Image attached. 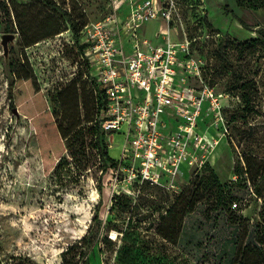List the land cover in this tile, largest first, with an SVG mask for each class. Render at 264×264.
<instances>
[{
    "label": "rangeland",
    "instance_id": "374dc122",
    "mask_svg": "<svg viewBox=\"0 0 264 264\" xmlns=\"http://www.w3.org/2000/svg\"><path fill=\"white\" fill-rule=\"evenodd\" d=\"M6 1L13 24L6 28L0 0V264L11 255L29 256L36 264H62V251L72 244L74 252L89 249V264H130L126 262L129 252L134 264H232L240 229L245 225L247 243L254 242L264 214V47L258 32L264 28V7L240 5L238 0L186 1L190 35L201 34L196 26L201 15H206L211 33L221 34L210 38L208 53L200 48L201 39L198 44V52L214 69L206 75L210 86L224 94L228 129L208 162L240 209H213L212 203L199 202L185 216L179 242L173 244L157 229L163 211L177 201L175 190L181 191L190 182L186 166L176 180L177 187H168V182L144 183L139 190L124 179L123 172L117 179L112 169L102 174L90 140L85 152L75 158L63 144L54 167L47 172L43 166L40 134L33 119H38L41 131L52 133L49 118L77 114L73 90L78 83L68 85L75 78L76 52L66 42L68 34L61 35L65 28L62 11L82 21L96 20L107 12L110 0ZM165 30L166 23L159 18L150 20L142 35L157 44V33ZM9 33L14 39L5 51L3 36ZM253 39L259 40L251 43ZM32 41L36 42L29 44ZM221 42L225 52L216 56ZM238 74L247 83V91L234 88ZM244 91L250 98L248 104L242 99ZM234 95L241 97L240 102ZM79 101V113L84 116L87 108L83 98ZM207 119L201 128L220 136L222 128L209 126ZM105 141L111 156L118 158L123 136L115 133ZM125 192L131 206L122 212L111 196ZM90 226L92 237L84 242Z\"/></svg>",
    "mask_w": 264,
    "mask_h": 264
},
{
    "label": "built area",
    "instance_id": "2783aa9c",
    "mask_svg": "<svg viewBox=\"0 0 264 264\" xmlns=\"http://www.w3.org/2000/svg\"><path fill=\"white\" fill-rule=\"evenodd\" d=\"M108 5L109 12L90 20L77 40L70 30L61 33L76 48L72 74L81 67L95 88L104 89L102 128L107 136L119 133L124 139L112 169L116 179L123 172L131 183L177 187L183 167L189 180L201 173L228 130L224 94L210 86L206 75L214 69L198 52L200 39V48L208 53L210 38L221 34L211 33L206 15H201L196 22L201 34L190 35L185 0H110ZM159 18L166 30L157 33L158 43L153 44L142 31ZM207 117L209 126L222 128L220 136L201 128Z\"/></svg>",
    "mask_w": 264,
    "mask_h": 264
},
{
    "label": "trees",
    "instance_id": "16d2710c",
    "mask_svg": "<svg viewBox=\"0 0 264 264\" xmlns=\"http://www.w3.org/2000/svg\"><path fill=\"white\" fill-rule=\"evenodd\" d=\"M2 1L4 3V15L6 16V28L11 29L13 24L12 13L9 9L7 1ZM186 1L187 0H185V3ZM238 2L240 5H247L255 9L264 7V0H238ZM52 3L53 5L57 6L55 2ZM108 12L109 5L107 6V12L104 13L101 17H103ZM101 17H99L98 19H100ZM62 18L65 25V28L62 31L65 32L67 30H70L76 40L78 39L83 27L90 20H95L88 17V20L82 21L74 17V15L66 9L62 11ZM258 32L261 36L259 39L262 43V46L264 47V28L259 29ZM259 39H253L251 43H257ZM35 42L36 41H32L29 44ZM225 47L226 46L224 45V43H219L218 49L215 52L216 56L222 55L225 52ZM65 48L66 46L62 48L64 56H66L65 51L67 50ZM70 48L71 50H74V52H76L75 46H71ZM75 58L76 62L78 59L77 53ZM236 78L237 79L235 81L234 88L240 87L241 90L247 91V83L243 82L242 77L238 74ZM73 82L78 83V87H74L73 90V101L74 106L77 110L76 116L72 118L64 116H53L49 118L48 120L50 121V127L54 135L50 130L41 131L42 128L39 127L38 119H33L35 126L39 130L38 133L40 134L39 143L43 156V166L47 172L54 167L56 161L60 158V149L63 144L66 145L67 150H71V155L73 158H75L77 157V154L82 155L85 152L87 148V142L88 140H90V144L95 150L96 158H98L101 162L100 164L102 165L101 170L103 174L109 169L116 168L118 163L117 159L115 157H112L109 152V145L105 141L108 133L102 128V119L100 118V110L107 103L106 97L103 93L104 89L101 85L98 86L97 84L95 88L93 86V81H90L85 77L84 71L81 69V67L78 68L75 74V78H73L72 81H69L68 85L70 86ZM85 84L88 85L90 91H87ZM246 91H244L242 99L245 104H248L250 98L247 97L248 92ZM234 96H236L238 98V102H240L241 97L239 95ZM89 97L92 100L93 112H91L92 109L89 110ZM80 98H83L82 102L87 108V112L85 111L86 113L84 114V116L79 113ZM233 120H236L235 115L233 117ZM240 173L241 171L239 170V174ZM252 180L254 183H256V180L251 179V181ZM257 182H262V179H258ZM144 183L155 185L150 183L149 181L141 182L140 180L135 181L134 185L136 188H139ZM99 189L101 191V185ZM255 190H257V194L262 197V192L259 191L257 187ZM175 196L177 198V201L171 206H168L166 210L163 211L164 215L162 218V223L157 229L158 233L162 235L164 239L172 242L173 244H177L179 242L180 232L183 227V220L185 216L193 212L199 202L206 200L209 203H212L211 206L213 209L219 207H225L231 210L240 209L239 203L233 200V198L229 197L226 185L219 181V178L214 173V169L210 167L209 162L205 164L201 173L195 175L184 189H182L179 193H175ZM111 199L113 203L116 202L115 205H117L119 210L122 212L128 211L131 206V199L129 194L127 195V193H119L116 195L114 194ZM234 204H237V207H234ZM96 217H94L93 220H95ZM262 217L263 220L257 224L254 242L247 243L246 239L249 235V229L245 225L240 229L232 264H264V214ZM91 230L92 228L90 226L88 233H86L82 237V240L84 242L92 237L90 236ZM74 246L75 245L72 244L67 249L62 251V264H80V259L88 262L89 264V249H82L81 251L74 252ZM77 257H79V259ZM126 262H131L130 264H134V259L131 256V252H129V256L127 255ZM2 264L36 263L29 256L11 255L8 259H6L4 263L2 262Z\"/></svg>",
    "mask_w": 264,
    "mask_h": 264
},
{
    "label": "water",
    "instance_id": "95a60500",
    "mask_svg": "<svg viewBox=\"0 0 264 264\" xmlns=\"http://www.w3.org/2000/svg\"><path fill=\"white\" fill-rule=\"evenodd\" d=\"M13 39H14V34H11V33H9V34H5V35L3 36V45H4V47H5V51L8 50V42H9L10 40H13Z\"/></svg>",
    "mask_w": 264,
    "mask_h": 264
}]
</instances>
